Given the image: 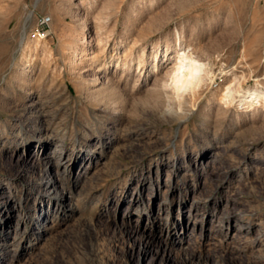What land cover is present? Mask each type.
<instances>
[{"label":"rangeland","instance_id":"374dc122","mask_svg":"<svg viewBox=\"0 0 264 264\" xmlns=\"http://www.w3.org/2000/svg\"><path fill=\"white\" fill-rule=\"evenodd\" d=\"M182 42L204 63L186 89ZM255 89L264 0H0V264H264Z\"/></svg>","mask_w":264,"mask_h":264},{"label":"bare ground","instance_id":"6f19581e","mask_svg":"<svg viewBox=\"0 0 264 264\" xmlns=\"http://www.w3.org/2000/svg\"><path fill=\"white\" fill-rule=\"evenodd\" d=\"M86 30H87V23L84 22L83 23V26H82V29H81V33H82L81 36L83 35L82 38L83 39L85 38V43L82 44V48L80 46L79 47L78 46H75L74 51L72 53V55L76 56L78 54L77 53L78 52V49H79V53H82V51H84V54L79 58V63H81V64H88V61H86V60L87 59H91V56H89V54H91L89 50L91 49V42H92L93 36L92 35L91 36L90 35L88 36L85 33ZM159 53H160V50L159 49H156L155 52H154V55H153V60H154V64H153V69L154 70H153V72L157 70L158 65H159V61H160ZM74 60L76 61L75 58H74ZM203 66H204V63L200 62L197 58H195L192 55V53H190V48L187 47V46H184V44L182 42V49H181V52H179V62L177 63V65H175L171 69V71L175 70L174 73L172 74L173 79H174L173 81L180 82L182 88H185V87L186 88H189V87H191L193 85H196V84L199 85L203 81V68H204ZM229 88H230V86H229ZM254 96H255V98H254ZM261 97L264 98V91L259 90V89H255V92L249 96L250 99L247 100L246 103L248 102L249 106H251V105L253 106V104L255 102V99H256V100H258L257 101V105L258 104L260 105L261 104V102H260V100H261L260 98ZM59 146H61V145H59ZM25 158H26V161L27 160L28 161H32L33 160L32 158H34V157L31 156V157H25ZM57 159H62V155L60 154L59 158H57ZM17 160H19V157H17ZM34 160H35V162L38 165L44 164V166H45L46 164L49 163V166H51L50 167V171L48 170L49 171L48 177L49 178H52L53 180H52V182H51L50 185H47V186H45L43 188L44 189H47V190L48 189H51L53 192H55L58 195L67 196V199H68L69 198V195H70L69 193H68L69 194L68 195L67 192H65L63 189H60L59 192H58V190L56 189L57 186H58V184H57L58 183L57 182L58 177H57V179L53 178V172H55L56 174L57 173H62L65 170V168H63V170H62L61 169V166L60 165L58 166V163H56V162H54V164L51 163L52 162L51 156L47 155V153L46 154H43L41 156H39V155L35 156V159ZM61 163H62V161H60V164ZM39 167H41V166H39ZM54 167H57V168L60 167L59 170H58V172L55 171V170H57V168L55 169ZM53 169H55V170H53ZM42 172H43V169H42ZM42 174L40 173V175H42ZM62 205H63V203H62ZM58 210H59V208L56 207V210L55 211H58ZM60 210H61V208H60ZM51 212H52V210L51 209L50 210L48 209L47 211H45V213L42 214L43 217H45V219L43 220L44 222H46V223L48 222V220L50 219L48 217H49V214ZM177 220H179V219H177ZM193 222L195 223V221H193ZM188 224H189V221L186 222L185 226H182L183 228H182V231L181 232H182V237H184V239H185L186 235L188 234L187 233V230H186V227H187ZM162 231L163 230H161L160 234H156V238L157 239L162 238V234H161ZM132 232L134 233L135 231L132 230L131 231V235H133Z\"/></svg>","mask_w":264,"mask_h":264},{"label":"built area","instance_id":"2783aa9c","mask_svg":"<svg viewBox=\"0 0 264 264\" xmlns=\"http://www.w3.org/2000/svg\"><path fill=\"white\" fill-rule=\"evenodd\" d=\"M51 17L49 15H42L38 22V27L35 30V35L37 36V39H40L41 37L46 36V31L48 30V26L50 25ZM219 82L217 80L212 81V86L214 88H217L219 86Z\"/></svg>","mask_w":264,"mask_h":264}]
</instances>
